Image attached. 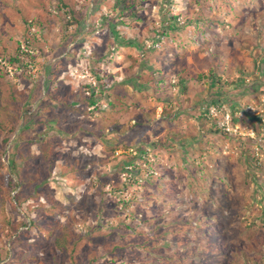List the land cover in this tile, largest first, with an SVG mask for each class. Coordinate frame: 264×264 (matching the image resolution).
<instances>
[{"label":"rangeland","instance_id":"rangeland-1","mask_svg":"<svg viewBox=\"0 0 264 264\" xmlns=\"http://www.w3.org/2000/svg\"><path fill=\"white\" fill-rule=\"evenodd\" d=\"M93 1L0 0V109L22 113L28 103L46 120L23 136L59 139L50 144L58 157L45 163L36 143L22 142L18 152L29 154L33 182L20 204L14 201L19 212L6 203L3 213L13 223L35 219L42 228L44 220H54L57 228L47 229L54 236L64 224L81 234L98 191L111 204L109 223L128 248L142 239L138 232L168 246L149 254L153 264H231L229 253L234 264H264V0H124L132 10L96 0L100 9L92 15ZM69 6L78 18L85 16L80 29L67 28ZM175 15L177 29L167 22ZM25 21L39 23L30 29V48L23 42ZM17 45L31 51L33 65L5 68ZM30 94L38 99L27 102ZM91 94L95 105L88 106L83 97ZM211 106L221 113L209 119L205 109ZM227 112L230 132L222 127ZM20 133L10 138L7 154ZM115 142L128 147L115 152L118 159L104 151ZM145 156L154 172L140 175ZM124 159L133 165L122 173ZM134 181L123 194L108 190L110 182L121 188L118 183ZM123 199L132 200L130 220L119 211ZM183 206L189 242L156 239L159 226L172 218L169 212L182 213ZM201 213L207 219L199 226L193 219ZM39 236L32 227L9 244L0 230V264H70L53 236ZM85 247L77 260L85 258Z\"/></svg>","mask_w":264,"mask_h":264},{"label":"trees","instance_id":"trees-1","mask_svg":"<svg viewBox=\"0 0 264 264\" xmlns=\"http://www.w3.org/2000/svg\"><path fill=\"white\" fill-rule=\"evenodd\" d=\"M95 1L96 0L93 1V6H92L94 8L90 9L91 10L90 14L92 15L96 10L100 9L99 7L100 5L96 4ZM30 2H33V1H30ZM62 2L63 0H59V3H62ZM124 3H125L124 0H115V3L112 9L115 10L119 8L120 10H125V9L132 10L133 8L132 5L127 7ZM24 4H26L25 1H24ZM63 6H67V5L63 4ZM18 11L20 14L23 13L22 9H18ZM77 14L78 12H75L70 7L69 11H67V14H66L68 16L67 28L73 25L76 29L77 28L80 29L81 21H85V16L79 15L80 17L78 18ZM22 17H23V20L26 19V16H24V14H22ZM167 22L171 23L173 26L172 28L174 29L180 28V25H178L179 23L178 15L169 17L167 19ZM26 24H27V27L25 26ZM38 24H39L38 22L24 23V27L22 28V32H23L22 36H23V42L26 43L25 47L30 48V46L32 45L33 42L30 36V29L31 27L36 26ZM3 51H5V48H3ZM30 52L31 51H29L27 48L21 49L20 45H17L13 54L9 56L8 65L5 66V68L10 67V66L12 67L15 64L20 63V62L24 63V66H28V67L30 65H33L34 58L30 56ZM2 55H4V52H0L1 58H2ZM25 56L29 57L28 62L24 61ZM200 77L203 78L205 77V75L202 74L200 75ZM210 77H212V74ZM240 80L238 78L237 80L232 81V84L238 85ZM178 83L181 86H184L183 84L184 82L180 81ZM87 88L89 89V86H87ZM11 98L13 101H15L16 99L13 96ZM35 98L37 97L30 94L26 98V101L30 103L31 100H34ZM83 98L88 106L95 105L93 94L87 95L86 98L85 97ZM25 106L26 107L24 109V112L22 113L18 111L19 110L18 108L16 109L15 113H11V111H9V109L6 106L0 109V210H1V213H0V225H1L0 228L1 229L0 230L2 232L4 231V236L6 239H8V243L10 244V242L13 240L18 241L20 234H24L28 232L29 228L34 227L38 235H40L39 238H42L43 236H45L46 238H50L52 236L54 237L53 243H54V246L58 249V251L62 253H69L68 261L70 264H116L117 260L120 261V264H124L126 258L130 259L128 264H132V263L149 264L151 263L148 261L150 260V258H152V256H150L149 254L151 252H153L154 254L157 251L160 252L168 246H164V244H160V245L154 244L155 240L151 239L150 241H148L147 237L145 236L143 232H138L137 234L138 239L139 237H141L142 239L141 240L139 239L138 241L139 243L137 242V246H135L136 245L135 244L133 247L128 248L124 244V240L119 239L120 233L117 232V229H114L113 224L109 223L110 216L111 214L114 213V211H113V208L111 207V204L110 203L107 204L106 202L107 199L104 198L103 192L98 193L97 191L96 193L97 197L99 198V201H94L92 199L90 200L88 207L90 209V212L92 211V214H90L91 218L89 219L88 223H86V227H87L86 231L81 234L76 233L74 229L72 230L68 224L66 225L64 224L63 226L58 228V236H54L55 233L52 230H49V231L47 230L48 228H52L53 230L57 228L58 224L54 220H50V221L44 220V222H46L47 224H46V227L42 228L41 225L37 223L35 219L34 220L31 219L27 222L20 221L17 223H13L8 219L5 212L3 213L4 206H7L5 205L6 203H10L12 211L15 214L19 212L18 207L14 204L15 203L14 201L20 204V199H19L20 196H22L24 192L27 190L28 184L33 182L30 179V173H29L32 170V166L30 164V159H29V154L24 156L18 152L20 146L22 147V145L24 144V143L22 144V142H27L28 144L36 143L41 149V156L43 158L44 163L45 161L46 162L49 161L51 157L52 158L58 157V155L54 153L50 147V144L53 143L54 139L59 140L57 135L50 134L49 137L43 141H38L37 135L31 136V137L23 136L24 132L30 131L33 128L40 127L41 124L45 122L46 120L45 117H43L37 109L32 111V106L29 105L28 103L25 104ZM84 112H87V110ZM37 117H40V120H37ZM141 119L142 118H140V120ZM18 129H21V133L17 137V141L15 142V145L11 147L12 149H10L7 154L6 153L7 144L9 143L10 138L15 135ZM114 129L116 130V132H121L122 134L123 131L125 130V127L119 128L118 126H115ZM216 131H221V130L216 129ZM126 149H128V147L122 144H119L117 142H115L112 146L104 147L106 156H112L114 159H118L115 157V152H117L118 150H126ZM2 157H7L5 159V161L7 162L6 166H5V163ZM127 157L129 156L126 155L125 158ZM15 158L22 161L23 164L21 165V167L19 166ZM33 158L39 159V156H36ZM143 159H144V163H143L144 167H142L141 165L137 166L139 169L140 175L143 172L153 173L154 171L150 170V168L152 167V163H150L148 156H145ZM246 159L250 160L249 157H246ZM125 162H126V159H124L122 170H120L119 172H122V171L124 172L125 170L127 171L128 170L127 164H129L130 166L133 165L132 161H128L129 163L127 162L126 164ZM100 164L102 165L106 164V160L104 159L101 160ZM40 168H43V167L40 166ZM50 170H51V167H49L48 173L50 172ZM99 175H100L99 173L96 174V179L98 177V180L102 179ZM99 183H100L99 188L102 190L103 185L101 184V182ZM113 184L114 183L112 182L109 183V187H111L110 189H108L109 192L121 191L123 194L125 191L129 189V186H132L135 188L137 181L135 182V184H132V182H129L128 184L118 183L121 185V188H119L117 184L116 185H113ZM171 191H173V189ZM12 192L15 193L13 197L11 196ZM39 195H40L39 193L36 194V198ZM44 197L52 204V206H56V201H54V199L49 194L44 195ZM152 197L153 195L150 196L149 199ZM152 200L153 199H151L150 201ZM119 205H121V208H124V210H119L120 213L121 212L122 214L126 213L127 218L129 220L130 218L132 219V216H133V211L131 210L132 200L127 199L126 201V199H123L121 202H119ZM179 210L182 211V213L176 212L174 210H171V211L176 212V213H171V211L169 212L172 218L169 223L167 222L166 225L159 226L156 239L161 238L166 243L167 241L166 237L169 236V238L174 239L178 245H184L189 242L187 240V235H185L186 232L189 233L191 231L190 227L189 228L186 227L188 224V221L185 220V217H186L185 212L187 211V208L183 206V208ZM119 211H118V214H120ZM155 212H157V210H155ZM82 213L84 214V216L88 215V212L86 213L82 212ZM161 216L158 217L160 218V220L162 219ZM206 219L207 218L201 213L199 217L197 219L194 218L193 221L199 224V226H201L202 223ZM83 222L85 223V221ZM94 222L98 223V226H95ZM101 225L104 227L103 228L104 230H109V231L106 233H103L104 231L100 230ZM126 227H129V225H126ZM20 229H23V230L20 231ZM192 229L195 230L194 227H192ZM215 230L216 229L213 228V232ZM177 236H179V240H176ZM204 236L205 238L207 237V235H204ZM116 237L118 238L114 240ZM149 244L151 245V247L148 246ZM84 245L86 247L83 248L82 250H84L83 253H84L85 258L81 261L77 260L74 255L76 253L79 254L81 251L80 250L81 247ZM12 250L13 248L11 246L8 252L11 253ZM36 255L37 254L34 252L33 254L31 253L32 259L35 260ZM215 255H217V253H215ZM103 256L104 257L106 256L104 260L102 259ZM25 258L26 256L21 253V259H25ZM229 259H230V253L227 256V262L234 264L233 262H230ZM175 260L180 261L179 259H175ZM252 262L256 264H260L256 260H253ZM155 264H159V260Z\"/></svg>","mask_w":264,"mask_h":264},{"label":"built area","instance_id":"built-area-1","mask_svg":"<svg viewBox=\"0 0 264 264\" xmlns=\"http://www.w3.org/2000/svg\"><path fill=\"white\" fill-rule=\"evenodd\" d=\"M205 112L207 113V117L210 119V118H213L214 116H216L218 113H221L217 111V109L215 107H209V108H206L205 109ZM229 113H225V118H224V121L222 123V127H225V131L227 132H230L232 130V127L230 126V122H229Z\"/></svg>","mask_w":264,"mask_h":264}]
</instances>
